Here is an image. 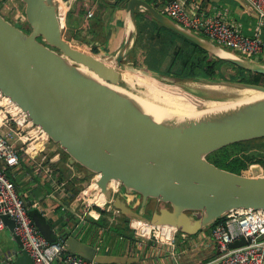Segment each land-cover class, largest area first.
<instances>
[{"label": "water", "instance_id": "obj_1", "mask_svg": "<svg viewBox=\"0 0 264 264\" xmlns=\"http://www.w3.org/2000/svg\"><path fill=\"white\" fill-rule=\"evenodd\" d=\"M21 1L25 27L0 14V91L24 112L26 120L58 145L70 164L93 174L94 191H100L113 209L134 223L168 226L188 236L232 210H264V174L257 169L251 175L237 174L206 158L227 145L264 137V85L221 81L258 95L232 99L218 108L198 109L191 116L164 115L160 119L141 104L143 98L118 86L124 80L121 72L135 69L133 62L125 60L137 36L139 12L210 54L264 75V63L258 57L251 60L233 53L172 20L147 0H127L124 10L129 24L121 47L114 55L97 58L69 47L59 19L58 1L68 6L81 0ZM150 73L165 84L167 77ZM111 74H116L115 81ZM174 84L184 88L182 82ZM186 91L209 99L192 89ZM4 165L0 159V167ZM113 183L125 195L136 194L143 201L154 199L168 207L142 213L132 208L124 195L114 192ZM1 218L11 241L19 246L12 232L13 220L5 214ZM31 220L48 241L55 243L61 237L71 253L97 264L139 261L134 255L100 252L75 235L64 236L63 229L55 232L36 213ZM245 243L241 237L229 247ZM12 264H31V259L22 251Z\"/></svg>", "mask_w": 264, "mask_h": 264}, {"label": "built area", "instance_id": "obj_2", "mask_svg": "<svg viewBox=\"0 0 264 264\" xmlns=\"http://www.w3.org/2000/svg\"><path fill=\"white\" fill-rule=\"evenodd\" d=\"M147 1H154L159 11L185 28L201 33L237 55L252 60L264 54V39L261 37V27L264 25V0H243L246 7L258 18L256 30L252 35L243 32L242 22L234 18L226 6L206 7L202 11L198 0ZM62 8L66 10L65 3L58 1V13ZM13 10L15 13L18 11L16 7H13ZM92 15V11H88L85 18H91ZM62 18L59 15V19ZM17 20L24 21L23 12ZM48 141L47 135L38 126L26 120L24 112L0 91V159L5 162V165L0 167V234L7 230L1 218V215L5 214L13 220L12 232L18 237L20 244L6 250L0 248V264H12L22 251L28 254L31 264H97L93 260L71 253L62 239L51 243L43 237L28 214L24 198L6 174V169L18 167L22 159H33L44 151ZM34 169L39 172L42 167L38 165ZM93 177L91 176L89 183L78 192L82 219L87 218V215L98 219L100 213L96 207L110 205L100 191H94L96 186L92 181ZM58 188L59 184H54V190ZM112 188L114 192L121 190L117 183H113ZM97 198H102V202H97ZM33 207L38 209L42 216L45 214L37 202ZM135 224L137 238L140 240L133 250L148 240L162 254L169 252L178 260L183 256L182 251L173 249L177 233L173 228L149 225L148 231L144 233L140 225ZM241 237L246 239L245 244L235 248L229 247L230 243ZM211 239L217 247V253L212 259L195 264H264V210L235 209L226 213L213 224Z\"/></svg>", "mask_w": 264, "mask_h": 264}, {"label": "crops", "instance_id": "obj_3", "mask_svg": "<svg viewBox=\"0 0 264 264\" xmlns=\"http://www.w3.org/2000/svg\"><path fill=\"white\" fill-rule=\"evenodd\" d=\"M16 1L13 4L18 10L16 13L14 10H7L6 8V12L15 19L19 18V15L24 10L23 2L18 0L16 3ZM100 2L101 0L99 2L98 0L73 1L68 6L65 4L66 10L62 8L58 14L63 17L60 22L64 29V36L71 49L81 51L82 38L89 35V44H86V47H95L97 50L96 55L104 58L108 55H114L121 47L129 19L124 7L112 6L107 3L100 4ZM149 2L158 9V5L154 1ZM98 6L99 8L97 9ZM200 6L202 11L206 7L226 6L231 15L242 22L243 32L246 35H252L256 30L258 18L255 13L246 7L243 0L209 1L200 4ZM78 11H81L80 15ZM88 11H92L93 15L91 18L86 19L85 15ZM138 14L144 19L152 20L144 12H139ZM100 17L103 19V24L102 27L96 30L98 31L96 33L99 36V42H97L98 39L97 41L95 39L93 43L94 39L88 32L90 30L88 23L94 22ZM136 48L138 47H135L133 43L128 50L125 62H132V59L139 62L136 57V55L138 56L135 51ZM132 50L133 56L131 55ZM129 56L132 57L130 58ZM48 144L49 142H46L45 150L33 159H22L18 167L9 169L18 191L30 207L34 208L33 205L36 202L39 204L45 213L43 217L53 224L52 228L54 231L63 228L71 229L79 238L85 239L86 242L95 245L99 250L110 252V246L102 247L98 244L97 231L93 234L94 236L86 237L84 236V231L80 230V228L88 225L87 219H89L83 218L85 221L82 219L78 196V192L90 181L88 174L79 165L70 164L68 157H64L54 145ZM51 144L54 143L51 142ZM38 165L42 167L39 172L34 169ZM54 184H59L58 190H54ZM60 185H63V187L61 188ZM119 193L124 195L127 202H129V197L132 194L125 195L122 188ZM140 227L142 231V226ZM212 228L203 229L192 236L182 234L180 240L175 243L173 248L183 252V256L179 260L176 256L169 254V252L160 253L156 246L148 240H145V243L139 246L138 249L133 250L135 244L140 240V238H137L136 227H132V235L128 240L119 243L118 240L114 243V247L117 248V252L121 255L139 257V261L133 264H195L212 259L217 253V247L211 239Z\"/></svg>", "mask_w": 264, "mask_h": 264}, {"label": "trees", "instance_id": "obj_4", "mask_svg": "<svg viewBox=\"0 0 264 264\" xmlns=\"http://www.w3.org/2000/svg\"><path fill=\"white\" fill-rule=\"evenodd\" d=\"M104 3L120 7H124L125 4V2L101 0L100 4ZM78 14L80 15L81 11H78ZM141 17L139 14L137 15V36L134 41V46H137L142 50L143 59L140 64H138L135 59H132L134 66L139 67L141 65L147 71L157 73L160 76L167 77L175 82L206 80L211 83H219L221 81H237L264 85V75L244 69L232 62L214 56L205 49L163 27L154 20ZM102 24L103 19L101 17L94 20V22L88 23L90 29L88 32L92 35V39H94L93 43L95 39L96 41L98 39L97 42H99V36L96 33L98 31L96 30L97 28L99 29L102 27ZM198 34L202 35L201 33ZM261 37L264 39V25L261 27ZM86 38L87 36L82 38L83 45L84 43L85 45L89 44V41ZM84 48L86 50H83L84 52L86 51L85 53L87 54H97V50L93 46L90 48L84 46ZM131 55L133 56V50ZM59 152L64 157H67V155L60 149ZM206 158L214 165L237 174L246 175L238 172L237 169H241L245 172L251 165L260 166L264 171V137L227 145L208 154ZM81 169L83 168L81 167ZM255 169L259 171V174H264L260 173L258 168ZM6 174L13 181L9 169H6ZM150 200L151 199L147 198L144 202L147 201L149 203ZM27 207L30 217L32 214L36 213L41 216L43 221L48 222V220L45 219L37 209L30 207L28 203ZM96 209L100 213V219L94 220L90 217L87 219L88 225L86 227H79L82 232L84 231V236L86 237L94 236L93 234H95L97 228L104 225L101 222V216H104L105 214L111 215L112 207L110 205H106L103 208L96 207ZM120 216L124 223L134 224L133 221L125 216L121 214ZM220 219H218V221ZM50 225L53 227L52 223H50ZM212 227L213 225L208 226L205 229ZM69 235L77 236L71 231V229H64V236ZM58 239H61V237H58ZM80 239L85 241L83 238ZM99 251L104 252L101 249Z\"/></svg>", "mask_w": 264, "mask_h": 264}, {"label": "rangeland", "instance_id": "obj_5", "mask_svg": "<svg viewBox=\"0 0 264 264\" xmlns=\"http://www.w3.org/2000/svg\"><path fill=\"white\" fill-rule=\"evenodd\" d=\"M17 2H18V0L16 1V3ZM98 2H99V0H98ZM14 3H15V0H0V14L5 16L6 19L10 20L14 24L20 25L21 27H25L24 21L17 20L14 17L10 16L6 12V8H7V10H13V7H14L13 4ZM98 8H99V6L97 7V9ZM86 39L89 41L90 37L88 36ZM84 46H87V45H85V43H84V45H81V48L85 49ZM135 51L138 54V56L136 55V57L138 58V61H139L138 64H140L142 59H143L142 50L139 49V48H136ZM93 56L97 57V58H102V57H99L96 54H94ZM258 58H259L260 62L264 63V54L260 55ZM132 70L142 72L143 74H145V76H147L148 80H154L150 76V74H151L150 71H147L141 65L139 67L135 66V69H132ZM123 79H124V77H123ZM165 79H166V82H165L166 85L176 86L174 84L175 81H173V80H171L169 78H165ZM154 81H156V80H154ZM190 82H194V81L182 82V84L184 85V88H181V89L184 92H186V93H188L190 95H193L194 97L196 96L199 99H204V98L203 97H198L197 95H194V93L186 91V90L187 89H189V90L192 89L193 92H196V93H199V94L200 93L205 94V96H208V98H209V99H206L208 101H218V102L220 101L221 103L222 102L225 103V102H227L229 100H232V99L233 100L234 99H245L247 97L250 98V97H253V96L257 95L256 92H252V91H248V90H242V89H239V88L231 87L230 85H227L225 83H218V85H215V86L218 87V89L210 90V89H201L200 88L201 86H203L201 84L203 82H197V84H199L198 86L195 83H190ZM118 86L123 88V89H125V90H127V91H129V92H132V93L136 94L140 98H144V99L148 100L151 103H157V104H161V105H166V104H164L162 102L158 103L157 101L153 100L152 98H149V97L139 93L138 90H141V88H139V87L129 88L127 86V84H125L124 80H122L118 84ZM135 89H138V90H135ZM205 107H209V104H208V106H204V107L200 106V107H198V109H202V108H205ZM48 142H49L48 145H54L56 147V149L58 148L57 144H51L50 141H48ZM255 168H258L260 170V173H264L263 169H261L260 166H255V165H251L245 172L242 171L241 169H237V170L240 173H244L246 175H251V174H253V170ZM84 171H86V170L84 169ZM86 173L88 174L89 178H91V176H93V174L88 172V171H86ZM128 201H129L128 203L131 206H134L136 208L137 207L141 208V206L145 205V202L143 201V199L140 198L139 196H137L136 194H132L129 197ZM149 204L152 207L154 204H156V202L154 201V199H151L149 201ZM86 217L90 218L88 215ZM101 218H102L101 222L104 225L103 226H99L97 228L96 237H97V240H98V244L100 246H102V247L110 246V248H111L110 252L120 256L121 254L117 252V248L114 247V243L116 241H118V240H119L118 243L128 240V238L132 235V227L135 228L136 224L135 223L134 224H132V223H124L122 218H121V216H120V213L118 211H116L115 209H113V208L111 209V215L110 214H105L104 216H101ZM99 219H100V217L98 218V220ZM145 228H149V227L145 226ZM181 236H182L181 233H179V232L176 233V236H175V242L176 243L180 240ZM12 246H16V245L14 244V242L11 241V239L9 237V234H8V231L5 230L3 234H0V248L2 250H6V249H9Z\"/></svg>", "mask_w": 264, "mask_h": 264}, {"label": "bare ground", "instance_id": "obj_6", "mask_svg": "<svg viewBox=\"0 0 264 264\" xmlns=\"http://www.w3.org/2000/svg\"><path fill=\"white\" fill-rule=\"evenodd\" d=\"M82 51L83 49L80 48ZM84 52V50L82 51ZM86 52V51H85ZM130 71V72H129ZM100 78L104 77L103 72H95ZM124 75V81L125 84L129 88L139 87L141 90H138L139 93L152 98L153 100L157 101L158 103L162 102L166 105H161L157 103H151L147 102L146 99H144V102H141V104L150 112L152 113L156 119L162 118L164 115L172 116V115H179L182 116H191L199 112L198 107H204L213 105L214 107L226 105L228 103H231L232 101L228 103L224 102H218V101H208L206 99H199L196 96L190 95L186 92H184L180 87L177 86H171L162 84L158 81L154 80H148L147 76L143 74L140 71H134L132 68H127L123 72ZM111 79L115 81L116 74L110 75ZM195 83L197 86V82H190ZM203 86H201V89H218L217 86L218 83H201ZM258 95V94H257ZM249 98V97H247ZM218 108V107H217ZM209 110H212L209 109ZM97 202H102V198H97ZM140 226H142V232L146 233L149 228H145V226L149 227V225L141 224L137 222Z\"/></svg>", "mask_w": 264, "mask_h": 264}, {"label": "flooded vegetation", "instance_id": "obj_7", "mask_svg": "<svg viewBox=\"0 0 264 264\" xmlns=\"http://www.w3.org/2000/svg\"><path fill=\"white\" fill-rule=\"evenodd\" d=\"M139 196V195H138ZM140 197V196H139ZM141 198V197H140ZM160 208V207H168V205L163 204V203H158V204H154L152 207L150 206V204L146 201L145 205L141 206V208H136L134 206H132V208L134 209H138L140 211H142V213H148L149 211L153 210L154 208Z\"/></svg>", "mask_w": 264, "mask_h": 264}]
</instances>
